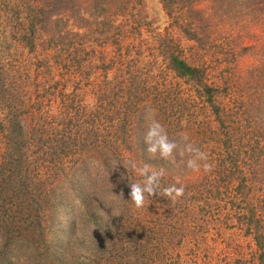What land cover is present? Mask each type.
<instances>
[{
    "label": "rangeland",
    "instance_id": "374dc122",
    "mask_svg": "<svg viewBox=\"0 0 264 264\" xmlns=\"http://www.w3.org/2000/svg\"><path fill=\"white\" fill-rule=\"evenodd\" d=\"M75 1L85 24L74 17L60 23L70 32L64 37L59 24L32 26L39 0H0V124L6 103L17 105L29 133L43 129L48 157L58 162L46 170L45 146H28L13 174L23 182L14 191L0 185V264H264L261 11L257 17L247 0H232L215 29L190 25L197 41L182 27L178 4L167 13L161 0ZM171 56L201 66L200 74H180ZM65 88L68 106L57 95ZM146 106L170 138L187 133L207 152L213 170L195 173L149 157ZM67 107L94 127L85 144H73L60 121ZM2 140L0 128V162ZM127 160L162 170L161 187L179 181L184 195L176 202L154 195L136 209L128 184L140 178L121 166Z\"/></svg>",
    "mask_w": 264,
    "mask_h": 264
},
{
    "label": "trees",
    "instance_id": "16d2710c",
    "mask_svg": "<svg viewBox=\"0 0 264 264\" xmlns=\"http://www.w3.org/2000/svg\"><path fill=\"white\" fill-rule=\"evenodd\" d=\"M39 1L41 2V5L38 9L35 10V13H33L31 17L32 26L35 24L34 27L41 26L40 29L42 27L55 29L57 28V25L59 24L60 27H58L59 28L58 30H61L62 33H65L63 35L64 37H66L67 35H69L70 32L65 31L60 23L66 22L68 19H72V17H74L75 19L77 18L79 20H82V24H85L83 22V19L85 20V17H83L82 11L77 12V8L78 9L81 8V5H82L81 3L80 4L78 3L76 5L75 0H39ZM94 1H96V3L93 7H99V5L101 6V4L105 0H94ZM232 2H233L232 0H161V3L163 7H165L167 13H169L175 8L174 7L175 4H178L184 7L182 16L180 15L181 19L185 20L184 21L185 23L184 25H182V27L188 32H191L190 33L191 35L188 36L189 39L197 40V41H202V39L198 38L196 36V33L194 31L192 32V29L191 31H189L190 25L192 27L198 26L200 28H206V29L214 28L215 29L224 20L225 14H227L230 10L234 9L235 5H233ZM244 3L247 4V7L250 12L252 13L254 12L256 15L257 13H260L261 11V15L264 17V0H247L246 2L244 1ZM87 8L88 7H85L83 5L82 9L86 11ZM205 9H209L210 14L212 16H208ZM99 10L100 8H98L97 11ZM256 16L258 17V15ZM262 16L259 18H262ZM58 30H57V33L60 32ZM74 35L77 36L78 34L74 33ZM65 50L68 53H71V50L68 45L66 46ZM169 60L173 61L174 69L177 70L182 75H187L190 78H193L195 76L194 74H200L201 72L200 71L201 69L198 68L201 66H190L182 58L171 56ZM202 87L204 88V91L208 94V92L210 91V88L203 84H202ZM62 92L63 93H61V91H57V95L63 101L64 106L73 104L71 101L73 100V98L70 99L69 97L71 96V93H69V91L66 88H65V92L64 91ZM42 93L44 94V92ZM51 95L52 96L49 97L48 100L46 99V101L44 102V106L47 107L46 110H48L49 107L51 108L53 101L55 100L57 96L53 91L51 92ZM6 99L7 97L5 98V100ZM10 103H6L7 113L5 114V116H7V119L6 121L4 119L3 120L4 122L1 121V124H0V128L3 134V138H4V140H2V143L5 148L4 154L6 155L5 157L1 158V162H0V173L3 174L0 177V185H2V183L8 184L9 182L11 183V190L14 191L17 186L16 183L17 184L22 183L23 179L21 178L22 175L18 174L19 175L18 176L17 174L16 175H13V174L20 173V170H21L20 167H22V164H21L22 163V153L28 148V146L29 147L31 145L38 146L39 142L41 143V146L42 145L45 146L43 147V149H46L45 150V160L47 163L46 170H48L49 168H52L53 166L54 167L57 166L58 162L55 160L53 161L52 157L51 158L48 157V155L50 154L49 145L46 146V144H44L43 142L44 139H42V136H47L46 134L42 135L43 129L40 128L37 135L29 133L33 131H28L31 129H28L24 126L25 119L24 117H22L23 116L22 113H17V111L21 112L22 110H20V108H17V105H13V107H11ZM38 105L42 107V104L40 102H38ZM65 110H66V113H65L66 115L65 116L60 115L61 118L60 117L59 118H60V121L63 119H66L65 125L68 126L69 130H72L71 139L73 141V144H75L76 138H78L77 143L78 142L81 143V141L83 140L85 144L87 141L88 135L92 132L93 133L95 132L94 127L92 128L93 125L86 123V121L82 119L84 118L83 113H80L79 111H75L76 113H74L73 111L71 112V110L68 107L65 108ZM83 122L86 123L85 125L86 127H83L81 125ZM39 125L40 124H38L37 127ZM87 125H90L89 128L91 129H88ZM81 138H84V139L81 140ZM64 142L66 143V145H68L67 141H64ZM76 153H77V156L79 157L80 151L78 149H76ZM51 161H53V164H51ZM67 169L68 170L71 169V166L70 168L68 167ZM73 171L74 169L70 171L71 174L73 173ZM39 176L35 175V177H37L36 178L37 180H40L38 178ZM11 177H12V181L10 180ZM55 181L53 182V185L56 184ZM53 185L50 184L51 186L50 189H52V187L55 186ZM50 193H51L50 190L49 192L46 193L47 198L50 197L49 196ZM34 204L36 205V207L38 206L36 208L38 212L40 210L39 206L41 204L39 203V201H36ZM253 215H255V213L253 212L252 214L251 213L243 214V216H245L247 219H250Z\"/></svg>",
    "mask_w": 264,
    "mask_h": 264
},
{
    "label": "clouds",
    "instance_id": "9594fccd",
    "mask_svg": "<svg viewBox=\"0 0 264 264\" xmlns=\"http://www.w3.org/2000/svg\"><path fill=\"white\" fill-rule=\"evenodd\" d=\"M144 130L143 143L149 157L182 165L185 169L199 173H210L214 164L209 161L208 153L189 140L187 133H179L175 138H170L167 128L157 119V110L146 106L143 114ZM117 165H114V168ZM124 169L134 172L140 179L129 182V200L136 209L143 208L148 197L154 195L167 198L176 202L184 195L185 188L179 181L167 187H161L163 171L151 168L147 163L142 166L133 160H127ZM121 179H124L123 174ZM128 179V176H127Z\"/></svg>",
    "mask_w": 264,
    "mask_h": 264
}]
</instances>
